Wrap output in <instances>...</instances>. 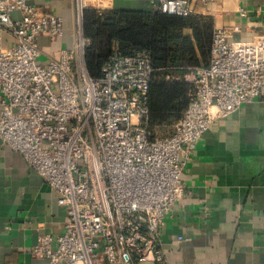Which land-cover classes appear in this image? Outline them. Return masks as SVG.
<instances>
[{
    "label": "built area",
    "instance_id": "2783aa9c",
    "mask_svg": "<svg viewBox=\"0 0 264 264\" xmlns=\"http://www.w3.org/2000/svg\"><path fill=\"white\" fill-rule=\"evenodd\" d=\"M148 1L161 13L186 16L218 0ZM76 9L72 47L40 60L39 37H61L62 16L29 0H0V34L14 39L0 44V139L66 210L63 231L41 235L31 253L47 264H169L161 234L185 194L183 168L216 119L264 99V43L233 40L238 25L215 28L208 62L183 77L193 88L182 116L170 135L152 138L148 53L115 49L92 77L81 0ZM238 12L248 15L245 7ZM173 77L181 79L166 76Z\"/></svg>",
    "mask_w": 264,
    "mask_h": 264
},
{
    "label": "crops",
    "instance_id": "0c3cea01",
    "mask_svg": "<svg viewBox=\"0 0 264 264\" xmlns=\"http://www.w3.org/2000/svg\"><path fill=\"white\" fill-rule=\"evenodd\" d=\"M29 2L62 16L61 37H39L40 60L58 58L61 49L73 45L78 0ZM81 2L83 9L98 10L151 6L148 0ZM239 7L248 10L246 17L239 15ZM193 14L210 17L213 30L238 25L235 41L264 43V0L199 3ZM13 43L9 33L0 34L1 45ZM182 178L185 194L166 215L161 234L168 263L264 264V99L216 119L198 140ZM65 218L55 191L0 139V264H47L31 248L43 234L59 235ZM179 235L187 239L178 241Z\"/></svg>",
    "mask_w": 264,
    "mask_h": 264
},
{
    "label": "trees",
    "instance_id": "16d2710c",
    "mask_svg": "<svg viewBox=\"0 0 264 264\" xmlns=\"http://www.w3.org/2000/svg\"><path fill=\"white\" fill-rule=\"evenodd\" d=\"M83 33L90 39L84 59L88 73L98 77L103 62L115 49L146 51L155 68L148 88L152 138L170 135L188 104L193 84L183 79L194 66L210 58L213 26L210 17L193 13L165 14L142 9H83ZM191 34L182 35V28ZM180 76L181 79L166 76Z\"/></svg>",
    "mask_w": 264,
    "mask_h": 264
},
{
    "label": "rangeland",
    "instance_id": "374dc122",
    "mask_svg": "<svg viewBox=\"0 0 264 264\" xmlns=\"http://www.w3.org/2000/svg\"><path fill=\"white\" fill-rule=\"evenodd\" d=\"M77 8V7H76ZM77 10V9H76ZM76 12V11H75ZM76 15V14H75ZM76 25V18L74 19V26ZM181 33H182V35H189V34H191V29L190 28H188V27H185V28H182L181 29ZM166 135H161V134H159V137H165Z\"/></svg>",
    "mask_w": 264,
    "mask_h": 264
}]
</instances>
